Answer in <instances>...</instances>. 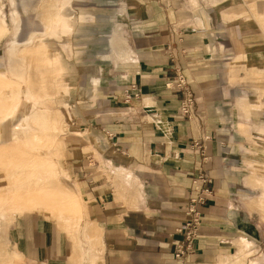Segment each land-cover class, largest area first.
I'll return each mask as SVG.
<instances>
[{
    "label": "crops",
    "instance_id": "1",
    "mask_svg": "<svg viewBox=\"0 0 264 264\" xmlns=\"http://www.w3.org/2000/svg\"><path fill=\"white\" fill-rule=\"evenodd\" d=\"M113 2L126 49L135 57L117 66L114 85L98 90L96 107L86 105L80 115L70 110L76 119L64 141L68 171L51 162L56 179L59 171L69 173L73 190L61 182L53 191L51 183L44 194L37 192L34 205L48 200L50 217L54 209H65L64 220L54 219L72 240L83 228L80 251L86 244L91 262L175 264L177 228L192 180L203 173L211 194L185 264H264V0H256L260 6L253 12L248 0ZM65 3H58L59 11ZM45 19L46 25L50 19V34L52 16ZM61 26L55 31L60 36ZM41 37L17 48V56L33 65L34 80L28 83L20 62L13 73L33 90L27 96L36 104L31 113L51 116L42 130L55 132L50 136L59 152L60 122L37 102L40 94L50 93L46 88L64 65ZM38 38L45 43L43 51L36 46ZM111 38L113 44L126 43L117 31ZM178 70L194 90V118L179 112L182 90L168 86ZM0 72L16 84L19 112L21 83ZM0 146L2 160L14 155L9 144ZM9 235L27 264H68V239L44 213L17 218Z\"/></svg>",
    "mask_w": 264,
    "mask_h": 264
},
{
    "label": "rangeland",
    "instance_id": "2",
    "mask_svg": "<svg viewBox=\"0 0 264 264\" xmlns=\"http://www.w3.org/2000/svg\"><path fill=\"white\" fill-rule=\"evenodd\" d=\"M60 1L62 0H21L20 3L19 0H0V70L7 71L6 74L10 78L21 83L19 112L16 84L9 83L7 78L3 79L0 90V145L9 144L14 151V155L10 154L9 159L0 158V195L7 189L19 199L16 201V198L1 195L3 202H0V264H27L20 255H16L17 249L10 240L9 231L17 218L33 211L44 213L48 219L54 220L68 239V264H97L96 260L91 262V254L88 260L89 250L86 244L80 251L79 239H85L83 228L79 227L74 236L75 240H72L68 230L54 219L64 220L66 210L61 207L54 209L53 217H50L48 200L42 198L39 204L34 205L33 198H39L37 192H47L51 183H54L53 191L58 190L61 182L72 189L71 177H67L69 173L64 175L59 171L61 179H56V168L51 162L52 159L61 163L68 171L64 141L68 138L69 128L72 127L70 124L76 119L70 110L75 114L79 112L80 115L84 106L96 107L98 90L102 86L114 85L117 66L131 56L135 57V54L129 55L130 52L126 49L128 43L120 28L122 19L115 17L114 11L118 10V4L113 0H107L106 5L97 0H64L67 4H64L65 11L62 12L58 9ZM259 6L256 0L247 2L249 11H257ZM235 9L236 5L233 10ZM45 14L52 16L50 34L46 29L50 19L46 25ZM60 26L63 31L61 36L55 33L56 27ZM115 31L125 38L126 43H112L111 36ZM39 35L46 38L50 55L58 51L63 59V73L52 80L51 89L46 88L50 93L40 94L42 97L37 102L38 106L46 107L57 116L60 122L56 137L59 152L50 136L55 132L42 130L50 125L51 116H34L31 113L36 104L32 100L27 102V96L33 95V90L23 77L13 73V67L18 70L22 64L28 83L34 80L33 65H30L26 56H17V48L29 44ZM104 76L105 82L102 83ZM60 86H65L66 90ZM191 90L194 92L192 88ZM16 139L23 147L16 146ZM0 150H3L1 146ZM38 174H42L40 179ZM97 254L99 249L96 257ZM83 256L85 261L82 260Z\"/></svg>",
    "mask_w": 264,
    "mask_h": 264
},
{
    "label": "built area",
    "instance_id": "3",
    "mask_svg": "<svg viewBox=\"0 0 264 264\" xmlns=\"http://www.w3.org/2000/svg\"><path fill=\"white\" fill-rule=\"evenodd\" d=\"M169 87L180 89L183 98L180 103L179 112L187 118L195 117L194 92L191 90L187 78L182 70H178L176 78L168 84ZM199 147L202 144L195 143ZM211 194L208 187V178L200 173L192 180V190L185 218L183 223L177 228L181 234L179 242L174 250L175 264H185L188 256L194 251L195 243L199 237V230L203 223L202 207L207 202V196Z\"/></svg>",
    "mask_w": 264,
    "mask_h": 264
},
{
    "label": "bare ground",
    "instance_id": "4",
    "mask_svg": "<svg viewBox=\"0 0 264 264\" xmlns=\"http://www.w3.org/2000/svg\"><path fill=\"white\" fill-rule=\"evenodd\" d=\"M36 46L39 48V50L43 51L45 49V43L44 41H42L40 38H38L36 40ZM5 74L4 72H0V90L2 89V86H3V79L5 80ZM42 177V174H38V178L40 179ZM14 193V192H13ZM2 196H7V197H12L13 199L16 198V196L12 195V193L5 189V191H3L1 193ZM0 195V202H3V199H2V196ZM19 199L16 198V201H18ZM49 209V208H48Z\"/></svg>",
    "mask_w": 264,
    "mask_h": 264
}]
</instances>
